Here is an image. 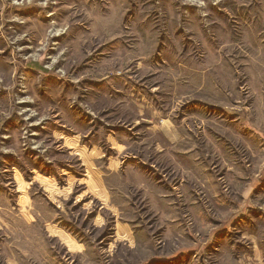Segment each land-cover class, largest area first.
<instances>
[{
  "label": "rangeland",
  "instance_id": "rangeland-1",
  "mask_svg": "<svg viewBox=\"0 0 264 264\" xmlns=\"http://www.w3.org/2000/svg\"><path fill=\"white\" fill-rule=\"evenodd\" d=\"M48 109L50 140L31 129ZM262 112L264 0H0V128L20 136L0 137V160L20 147L24 166L0 169V264H187L190 210L218 209L209 193L237 176L253 189ZM161 117L177 141L151 131ZM112 123L130 169L108 168Z\"/></svg>",
  "mask_w": 264,
  "mask_h": 264
},
{
  "label": "crops",
  "instance_id": "crops-1",
  "mask_svg": "<svg viewBox=\"0 0 264 264\" xmlns=\"http://www.w3.org/2000/svg\"><path fill=\"white\" fill-rule=\"evenodd\" d=\"M208 84V82H206ZM206 84V85H207ZM184 85H190V84H184ZM156 87V86H154ZM207 89V87H205ZM188 89V88H187ZM206 92L210 95V90H206ZM194 93V90L192 92V95ZM188 93L186 96H189ZM184 96V95H183ZM206 98V97H205ZM44 100V99H43ZM49 101V99H48ZM156 111V109H154ZM49 109L47 110L46 114L43 112L42 114V120H40L42 123L41 126L36 129V125L38 124L39 120H33L32 122V133H38L39 130L42 131V136L46 137V140H50V133L51 131V121H50V115H49ZM140 114V113H139ZM154 115L158 116V112H154ZM218 118V116L216 115ZM164 117H161L159 119L158 124H153L151 127L152 132H156L155 135L161 134L164 135L166 138L170 139L171 142L177 141L179 137H181L183 134L180 131L181 129L176 125L172 119H169L173 125V138H169L165 131L160 128L161 119ZM241 120L243 119L242 116L239 117ZM206 121H211L213 124V116L211 118H204ZM256 129L254 132V135H257L260 138H264L262 135V132H260V125L264 124V112L262 114H257L256 117ZM11 124H15L14 121L11 122ZM216 124V121L215 123ZM211 125V124H210ZM112 128L110 129L115 135V137H118L119 141H122V148L120 147H114V150L111 151L112 155L107 158V161H109L108 168L116 169L118 168L119 159L123 158V168L130 169L131 166H129L128 162H130V159H125V153L121 154V152H125V142L127 143V146H129V142L127 140L129 134L126 133V131L123 128L116 127L115 124H111ZM114 126V127H113ZM208 129H203V132L212 133L215 130H212V128L207 127ZM208 130V131H207ZM0 137L3 139L5 136L7 140H3L5 143L8 144H16L20 142V136L16 134L15 129H10L5 125H2V128H0ZM54 133L57 134V137L59 141H62L64 146L67 147V134L66 130L60 131V128L58 130H54ZM194 132L193 135L194 136ZM40 134H37V137L41 136ZM206 135V134H205ZM31 136H35V134H32ZM0 138V139H1ZM48 138V139H47ZM1 139V140H2ZM38 139V138H37ZM44 139V138H43ZM49 143H46V145ZM61 145V144H60ZM18 147V145L16 144ZM191 147V146H190ZM120 149V150H119ZM264 147L260 146V144H257L255 146V149L253 152L260 153L261 155L258 157V160L256 162V173L255 176L252 177V185L253 189H251L250 195L247 197V194H243L245 190L242 188V181L243 176H237V179H234L230 183L233 189V195H228L225 192L217 193L212 192L209 193V197L213 200H216L218 209H213V211L209 208H203V210H190L192 212V216H199L202 213L203 221L202 223H198L194 220V223L192 226H189L190 232L193 234L191 236L192 240L187 243V246H185L187 249V264H264V211L259 210L255 207L247 208L244 206V201L246 199H252V202H258L260 198L262 197V194H264V160L261 158L262 153H264ZM221 150V147H220ZM192 151L194 152L192 156H190L191 160L194 162L196 160V157H200L196 155L195 152V145L192 146ZM22 150L17 148L14 151L13 156L11 157H1L0 160V169L2 170H10L13 173L14 177L18 175V180L22 181V173L20 172V169H22L24 166L20 163V153ZM24 152V151H23ZM44 152V151H43ZM226 150L223 152L225 154L226 158ZM88 156L89 154L85 152ZM99 155V154H98ZM44 156V155H43ZM42 156V157H43ZM127 157V156H126ZM83 160V158H82ZM88 160V159H87ZM86 160V163H87ZM85 161V160H84ZM88 166V165H87ZM85 166V167H87ZM91 168H95L94 165L89 166ZM192 169V168H191ZM19 170V171H18ZM126 171V170H125ZM125 173V172H124ZM124 173H122L124 176ZM239 173V172H238ZM240 174V173H239ZM56 175L51 174L49 177H46L45 182L42 184L43 190H45L50 196L46 199V205L44 204V210H49V201L52 200L54 196H51V194L55 195L57 192V188L55 184L52 182L54 180ZM123 177L122 179H124ZM91 179V178H90ZM210 179L208 183H210ZM93 184L100 187V185L104 184V180H101L98 176H94L91 179ZM100 180V182L98 181ZM95 181V182H94ZM116 181V180H115ZM29 182V181H28ZM96 182L98 184H96ZM16 183V181H14ZM31 186L30 184L26 185V188L29 189ZM250 187L248 190H250ZM23 186L18 187L17 189H22ZM95 193V192H94ZM262 193V194H261ZM5 194V193H4ZM234 197V199H227V197ZM102 197V196H101ZM239 198L240 200H238ZM45 199V198H44ZM43 199V200H44ZM2 200V198H0ZM198 223V224H197ZM202 234L203 239L200 240L199 237H196L194 234ZM184 247V246H183ZM197 255L198 258H197ZM182 256V255H181ZM178 259H174L169 261V264H179L180 262H177Z\"/></svg>",
  "mask_w": 264,
  "mask_h": 264
},
{
  "label": "bare ground",
  "instance_id": "bare-ground-1",
  "mask_svg": "<svg viewBox=\"0 0 264 264\" xmlns=\"http://www.w3.org/2000/svg\"><path fill=\"white\" fill-rule=\"evenodd\" d=\"M174 127V125H173V123H169L168 124V128H173ZM162 129H164L166 132H168V133H171L172 131H169V130H167L166 128H162ZM169 138H172V135H167Z\"/></svg>",
  "mask_w": 264,
  "mask_h": 264
}]
</instances>
